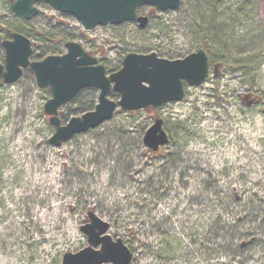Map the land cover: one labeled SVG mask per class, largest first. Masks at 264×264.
I'll list each match as a JSON object with an SVG mask.
<instances>
[{
  "label": "rangeland",
  "instance_id": "374dc122",
  "mask_svg": "<svg viewBox=\"0 0 264 264\" xmlns=\"http://www.w3.org/2000/svg\"><path fill=\"white\" fill-rule=\"evenodd\" d=\"M220 1L212 9L222 13L242 0ZM252 2L248 20L231 29L232 46L218 41L209 78L197 87L183 85L181 102L134 115L116 109L109 121L59 148L48 143L54 129L43 112L50 92L37 87L30 69L0 87V264H61L65 253L87 246L79 228L89 210L109 224L113 239L132 249L131 264H264V0ZM188 6L185 1L154 17L145 30L127 24L88 33L104 48L105 65L113 69L103 66L107 75L130 53L174 60L196 51L204 39L191 33L199 18ZM0 17L21 28L7 9L0 7ZM84 40L78 43L86 49ZM30 41L31 61L43 60L44 54L37 56L40 39ZM223 59L213 76V65ZM108 97L119 100L113 92ZM89 102V91H82L62 107V124L81 117ZM96 104L97 98L92 110ZM153 118L163 121L169 142L150 157L142 138ZM226 194L233 198L229 210L210 211L209 200ZM218 215L237 235L253 237L236 257L212 253L226 238L225 232L208 236ZM129 232L137 237L128 243ZM248 240L243 236L238 246ZM178 241L167 260L165 244Z\"/></svg>",
  "mask_w": 264,
  "mask_h": 264
},
{
  "label": "water",
  "instance_id": "95a60500",
  "mask_svg": "<svg viewBox=\"0 0 264 264\" xmlns=\"http://www.w3.org/2000/svg\"><path fill=\"white\" fill-rule=\"evenodd\" d=\"M38 2H46L55 11L73 16L88 31L126 22H137L139 29H145L148 17H137V8L151 6L165 12L174 11L180 5V0H17L11 10L30 20L37 13L32 5ZM12 38L2 44L5 57L4 64L0 63V87L18 82L23 70L29 68L37 87L49 90L51 97L44 104L43 112L54 129L48 140L54 148L109 121L116 109L135 113L179 103L185 96L184 84L200 86L210 73L203 50L177 60L158 58L155 53H131L123 58L117 72L107 75L104 67L97 65L96 59L77 44H67V53L63 56H48L42 61L30 62L29 40L18 34H13ZM220 67L219 64L214 66L213 76L219 73ZM84 89L98 91L94 110L62 125L59 110ZM111 92L118 94V102L109 99ZM168 142L161 119L153 121L142 138L144 147L154 154ZM79 230L86 237L87 246L76 253H65L61 264H131V251L122 239H113L109 235V224L92 210Z\"/></svg>",
  "mask_w": 264,
  "mask_h": 264
},
{
  "label": "trees",
  "instance_id": "16d2710c",
  "mask_svg": "<svg viewBox=\"0 0 264 264\" xmlns=\"http://www.w3.org/2000/svg\"><path fill=\"white\" fill-rule=\"evenodd\" d=\"M210 1L209 0H187V2L189 3V6H188L189 10L193 11V9H195V11H197V18H199V19L192 21L191 26H192L193 30L191 31V33H193V36L194 35L195 36H201L202 35L200 37V39H204L199 43L197 49H202L206 53H208L209 61L211 63L212 60L218 59V55L217 56L215 55V48L218 45V41L219 40L221 41V38L223 39V44L225 45V47L230 48V46H232L230 44L231 41H230V35H229L231 32V29L235 27L236 23L243 22V20H248L249 15L254 10V3L252 2V0H242V1H239L238 3H235V4L226 5L228 7L225 8L224 11L221 13L219 8L215 9V10L212 9L213 7H216L219 4V2H221V1L220 0H210ZM249 2L251 5H248L247 8L245 9V6L247 4H249ZM211 3H213V4H211ZM200 6H202V7L197 9ZM236 6H237V8H236ZM220 41H219V43H220ZM137 53L138 54H142V53L144 54L145 52L141 51V52H137ZM43 54H45L44 51L37 53V56L40 57ZM177 57H178V59L180 58L179 55L172 57V58L177 59ZM253 60H255V58ZM240 61H244V60H240ZM250 62H251V60H248V61L245 60L244 63L250 64ZM225 63H226V59H223V63L221 61V63L218 62L217 64H219L222 68L223 65H225ZM106 68L109 69L111 72L113 71V69H110L109 66H106ZM83 91H89L90 102H91V103L90 102L86 103L85 105L82 106L81 113L84 114V113L93 109L92 104L95 101V99L97 98L96 97L97 91L95 89H87V90H83ZM81 92H79V94ZM79 94L70 103H73L77 99ZM88 104H89V106H88ZM148 110H150V109H148ZM148 110H146V111H148ZM136 113L137 112H135V113L130 112L129 114L134 115ZM59 116H61L60 113H59ZM60 120L62 122L61 118H60ZM153 120H156V119L153 118ZM47 124L49 127H51L48 123V120H47ZM161 149L155 154L147 148H145V151L150 155V157H153L155 155L157 156L159 154V152L161 151ZM232 199L233 198L231 197V195L226 194V196L216 198L213 201L209 200V206H208L209 210L213 211L215 209H219L222 211H227V210H229V208L231 206ZM235 222L238 223V220L236 219ZM214 223H215L214 226L216 227V229H215V227L210 226L209 230H208V236H213L214 239H217L218 238L217 235H219L221 232H225V235L221 236V238H223L224 236L226 237V238L222 239V245L221 246H219L215 250H212V253H214L215 256L221 257L218 255L219 253H221L223 256L233 255L234 257H236L237 253H241V250L246 249L248 246H250L252 244L253 237L251 235L250 236L237 235L235 230L232 229L233 225H228L227 223L223 222L221 215L216 216V221H214ZM236 223H235V225H236ZM213 230H214V234H212ZM243 236L248 237L249 240L247 242H242L240 244V246H238V241ZM136 237H137V235L134 232H129V234L126 238L127 242L128 243L131 242L132 238H136ZM124 243H125V241H124ZM179 244H180L179 241H178V243H176L175 246L171 245V243L169 245L165 244V246H164L165 247V253H164L165 255H163V254L162 255L167 257V260H169V261L172 260L175 256V252L179 248L178 247ZM140 245L142 247L145 246V244L143 242H141ZM241 245H245V246L241 247ZM129 249L132 252V249L131 248H129Z\"/></svg>",
  "mask_w": 264,
  "mask_h": 264
},
{
  "label": "flooded vegetation",
  "instance_id": "af4514ba",
  "mask_svg": "<svg viewBox=\"0 0 264 264\" xmlns=\"http://www.w3.org/2000/svg\"><path fill=\"white\" fill-rule=\"evenodd\" d=\"M16 1L17 0H0V7L10 11L13 15V19L15 20L17 19V21H19L18 25L20 24L19 26H21V28H16L12 25V20H9L8 18L5 17H0L3 18L2 20H0V53L3 54L4 57H5V53L2 44L5 41L8 42L11 41L13 39L12 38L13 34L21 35L25 37L27 40H29L32 50H33V45L30 39L39 38L40 42L36 43V48H38L39 50L38 52L44 51L45 53L44 56L46 57L63 56L67 53V48H66L67 44L70 43L77 44L81 47V45L78 42L79 41L81 42L83 39H86L88 41L84 40L86 42L84 47L87 50L81 47L82 50L89 56L95 58L97 61V65L106 67L105 64L107 62L106 60L107 58L103 46H101L99 43L96 44V40L92 38L90 39L88 33L93 32L95 30L108 31L109 28L112 27L118 28L127 24H132L134 25V27L139 29L137 22H126L121 25H107L104 27H97L91 31H88L85 30L73 16L55 11L46 2L34 3L32 7L37 10V13L31 16L30 20H25L22 17L15 15L11 10L12 4L15 3ZM185 1L187 0H180V6L178 9L181 8V6L185 3ZM49 11L52 12V14L49 13ZM170 12L173 11L160 12L157 11L154 7L143 6L136 9V16L148 17V23H149L150 20L153 19L154 17L160 14H166ZM145 29H139V30H145ZM105 41L109 42L108 40ZM48 44L54 45L56 47V50L51 49L52 51H47L50 50L49 47H46ZM197 51H199V49H197L194 52ZM192 53L193 52H191L190 54ZM206 54L210 68L211 63L209 62L208 53ZM122 60H121V64H122ZM36 61H42V60L38 59L31 62H36Z\"/></svg>",
  "mask_w": 264,
  "mask_h": 264
}]
</instances>
